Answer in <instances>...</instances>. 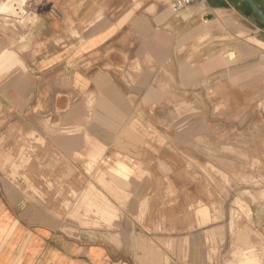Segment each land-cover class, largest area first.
Listing matches in <instances>:
<instances>
[{
    "label": "crops",
    "instance_id": "1",
    "mask_svg": "<svg viewBox=\"0 0 264 264\" xmlns=\"http://www.w3.org/2000/svg\"><path fill=\"white\" fill-rule=\"evenodd\" d=\"M9 3L0 264H207L186 253L222 250L241 204L264 233V21L246 0ZM119 156L143 180L120 218L96 240L64 233L45 203L56 193L33 186L68 181L70 166L85 181L90 158Z\"/></svg>",
    "mask_w": 264,
    "mask_h": 264
},
{
    "label": "rangeland",
    "instance_id": "2",
    "mask_svg": "<svg viewBox=\"0 0 264 264\" xmlns=\"http://www.w3.org/2000/svg\"><path fill=\"white\" fill-rule=\"evenodd\" d=\"M24 157H27L26 150ZM78 169L80 168L76 166L69 167L68 181L58 178L57 182L38 184L33 188L43 195L47 192L56 193V198L46 199L45 203L50 208L57 209L56 219L64 233L72 237L86 236L89 240H96L100 233L108 231L114 220L120 218L129 198L126 191L141 186L143 180L130 178L136 175L137 164L125 162L120 156L116 159L90 158L85 166L88 176L85 181L78 178ZM251 185L260 187L262 181L252 182ZM231 214L236 237L230 238L222 250L188 252L186 260L201 257L207 264H264V233L255 228L251 206L238 205L232 208ZM241 225H247L246 236L239 231ZM216 242L218 244L221 241Z\"/></svg>",
    "mask_w": 264,
    "mask_h": 264
},
{
    "label": "built area",
    "instance_id": "3",
    "mask_svg": "<svg viewBox=\"0 0 264 264\" xmlns=\"http://www.w3.org/2000/svg\"><path fill=\"white\" fill-rule=\"evenodd\" d=\"M199 0H170L173 12L178 13Z\"/></svg>",
    "mask_w": 264,
    "mask_h": 264
},
{
    "label": "water",
    "instance_id": "4",
    "mask_svg": "<svg viewBox=\"0 0 264 264\" xmlns=\"http://www.w3.org/2000/svg\"><path fill=\"white\" fill-rule=\"evenodd\" d=\"M246 1L251 5L255 13H257L258 16L261 17V19L264 21V13H262L261 10H259L255 2L253 0H246Z\"/></svg>",
    "mask_w": 264,
    "mask_h": 264
},
{
    "label": "bare ground",
    "instance_id": "5",
    "mask_svg": "<svg viewBox=\"0 0 264 264\" xmlns=\"http://www.w3.org/2000/svg\"><path fill=\"white\" fill-rule=\"evenodd\" d=\"M8 1H10V3H9V6H10V12L11 13H14L15 14V8H14V3L15 2H19V3H21L22 2V0H8ZM17 13V12H16ZM6 16V15H5ZM8 17V16H7ZM23 17V16H22ZM9 22V21H8ZM16 23V22H15ZM27 23H28V21H27Z\"/></svg>",
    "mask_w": 264,
    "mask_h": 264
}]
</instances>
